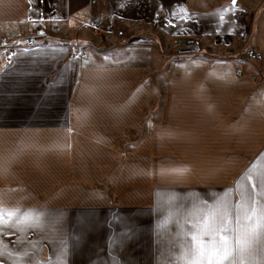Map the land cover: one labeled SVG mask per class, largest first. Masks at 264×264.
<instances>
[{"label":"crops","instance_id":"0c3cea01","mask_svg":"<svg viewBox=\"0 0 264 264\" xmlns=\"http://www.w3.org/2000/svg\"><path fill=\"white\" fill-rule=\"evenodd\" d=\"M222 202L264 205V0H0V264H192Z\"/></svg>","mask_w":264,"mask_h":264},{"label":"snow or ice","instance_id":"6c2138e0","mask_svg":"<svg viewBox=\"0 0 264 264\" xmlns=\"http://www.w3.org/2000/svg\"><path fill=\"white\" fill-rule=\"evenodd\" d=\"M236 0H233L235 3ZM223 209L219 219L216 212L210 213L208 222L199 226L197 233L191 236L192 264H240L243 255L249 251L250 237L264 227V205L253 207L250 211L246 203H242L237 211V223L243 220L241 229L230 227L231 219L227 212L226 203H220L216 210ZM255 217L256 223L253 224ZM3 224V213H0V225ZM193 227H197L194 225ZM236 232L235 245H233V232ZM202 233V235H201ZM204 237H207L205 241Z\"/></svg>","mask_w":264,"mask_h":264},{"label":"built area","instance_id":"2783aa9c","mask_svg":"<svg viewBox=\"0 0 264 264\" xmlns=\"http://www.w3.org/2000/svg\"><path fill=\"white\" fill-rule=\"evenodd\" d=\"M121 21V20H120ZM248 35L247 32H243L242 36L246 37ZM45 42V37L44 36H32L29 37L26 40V46L27 47H33V46H37L39 44H42ZM17 49L15 48V46H7L5 48H3V57L4 60L6 62H9L12 57L14 56V54L16 53ZM85 52L84 50H79L78 52H74L72 54V57L76 58L78 56H84ZM245 55L246 58L248 60H260L262 59V54L255 48V47H248L245 51ZM236 71H239L238 69H236Z\"/></svg>","mask_w":264,"mask_h":264},{"label":"rangeland","instance_id":"374dc122","mask_svg":"<svg viewBox=\"0 0 264 264\" xmlns=\"http://www.w3.org/2000/svg\"><path fill=\"white\" fill-rule=\"evenodd\" d=\"M135 31V29H133L132 31H131V33H128V35H127V37H125L124 39H126V41L127 42H130V43H134V44H136V43H140V42H142V41H144V43H148L147 41L149 40V41H151V38L150 37H146V38H142V39H138V37H139V35H136V33H132V32H134ZM120 42H122V40L120 41ZM161 47H163L162 45H161ZM169 47H166V51L168 52L169 51ZM161 50H163L162 52H164L165 53V50L163 49V48H161ZM173 51L176 53V55H179V53H181L180 51H179V47H176V48H173ZM178 58H181V56L180 57H176V56H170V55H166V54H162L161 55V62H162V75L164 74L163 72H167L166 71V65H168V62H173V60H176V59H178Z\"/></svg>","mask_w":264,"mask_h":264}]
</instances>
